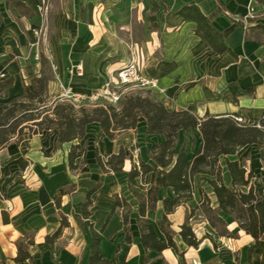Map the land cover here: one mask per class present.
<instances>
[{
    "label": "crops",
    "instance_id": "1",
    "mask_svg": "<svg viewBox=\"0 0 264 264\" xmlns=\"http://www.w3.org/2000/svg\"><path fill=\"white\" fill-rule=\"evenodd\" d=\"M23 1L33 17H20L6 0H0V79L14 77L7 98L1 101L21 96L24 84L40 75L42 54L50 61L53 74L48 85L51 101L67 99L64 93L69 91L77 106L89 108L93 102L87 98L101 91L135 57L139 72L157 80L158 87L146 91L166 108L189 110L198 117L241 118L249 125L264 120V43L259 42L264 35L259 29L250 30L257 22L264 24V0H49L47 25L40 1ZM152 1L160 5L155 12L156 29L149 27ZM185 4L199 7L231 51L217 52L195 32L196 22H185L176 14ZM252 15L256 18L247 19ZM163 140L162 134L147 132L142 116L135 128L116 132L113 138L102 135L97 121L86 124L81 139L62 144L56 129L34 133L25 127L13 136L0 147V264H19L15 261L17 243L29 233L34 239L28 248L34 264H87L92 230L101 228L102 255L118 262L124 257L126 264H264V236L249 259L255 239L223 212L228 229L237 236L219 235L196 209L191 224L201 241L198 246L183 241L178 232L187 210L199 204V186L211 205L218 206L206 180L195 183L193 199L168 215L178 251L172 247L145 249L137 221L139 198L133 189L146 195L150 186L160 184L162 173L149 171L131 185L128 172L139 160L154 167L148 149ZM72 144L84 149L76 160L81 162L77 169L69 165ZM202 145L200 129L192 127L179 132L175 151L185 146L193 159ZM121 147L127 155L123 171H103L97 154L118 153ZM229 157L253 171L255 186H264V144L246 145ZM222 179L231 184L226 165ZM89 193L91 215L80 222L77 218ZM116 196L130 207L126 225L122 209H114ZM166 196L175 194L171 188L161 187L155 208L146 211L156 229ZM62 217L68 223L48 243L46 237L61 227Z\"/></svg>",
    "mask_w": 264,
    "mask_h": 264
},
{
    "label": "trees",
    "instance_id": "2",
    "mask_svg": "<svg viewBox=\"0 0 264 264\" xmlns=\"http://www.w3.org/2000/svg\"><path fill=\"white\" fill-rule=\"evenodd\" d=\"M6 1L9 9L17 11L20 17H33V11L23 0ZM151 5L148 15L151 22L149 27L156 29L158 24L155 12L160 5L155 1H152ZM176 14L185 22H196L195 32L217 52L231 51L224 43L221 32L213 27L198 6L185 4ZM255 18V15H252L247 19ZM255 28L264 35V24L257 22L255 26L250 27V30ZM259 42L264 43V40ZM41 65L40 75L32 77L30 83L24 84L21 96L6 101L0 100V147L7 144L13 136L21 134L25 127L34 133L44 129H56L59 144L72 142L75 139H81L85 135L86 124L93 121L100 124L103 136L113 138L116 132L135 128L139 117L142 116L145 118L148 133H159L164 136L162 142L155 143L148 149V154L156 165L153 167L139 160L128 172V182L131 185L136 184V177L149 171L160 170L162 173L160 184L150 186L146 195L133 189L139 198L137 221L141 232V242L145 249L161 251L172 247L178 251L175 241L176 232L171 226L172 222L168 215L179 205L193 199L195 183L200 184L201 180H206L213 188L218 206L211 205L208 195L199 186L198 190L201 194L199 204L187 210L179 235L187 245H199L201 240L196 236L191 224V218L195 215L196 209H199L219 235L237 236V233H232L228 229L226 219L220 214L223 212L233 217L239 227L255 239L248 251L250 259L254 248L259 245L264 236V186H255L253 171L247 170L237 159L229 156L246 145L264 144V120L259 125H249L231 116L217 117L207 114L204 117H198L189 110L166 108L162 100L149 91L125 94L116 104L103 100L89 108L84 105L77 106L75 102L68 99L51 101L48 85L53 79V74L50 61L42 54ZM13 82V76L0 79V98H7L8 90ZM192 127L200 129L203 145L195 150V157L189 159L185 146H182L178 152L175 148L179 132ZM83 155L84 149L80 144L71 145L69 151L71 169L79 167L81 162L76 160ZM126 158L127 155L122 147L118 153L104 156L97 154V162L103 171H123ZM223 165H226L229 170L230 185L223 182ZM161 187L171 188L175 196L164 197L163 214L156 221V229L154 224L146 218V211L155 208ZM92 203L89 193L85 196L78 221L81 222L82 218L90 217L89 206ZM116 207L122 209V217L126 225L130 212L128 202L116 196L114 209ZM110 215L111 213L108 214L107 219ZM67 223V219L62 217L61 227L53 235H48L46 241L51 243L57 238L62 226ZM102 230L103 228L99 232L92 230L87 264H126L124 257L118 262L117 258L107 259L102 255L100 250ZM127 241H131L128 234ZM33 242V235L29 233L24 240L17 243L18 254L15 257L17 263L34 264L28 250ZM179 254L183 257L182 252Z\"/></svg>",
    "mask_w": 264,
    "mask_h": 264
},
{
    "label": "built area",
    "instance_id": "3",
    "mask_svg": "<svg viewBox=\"0 0 264 264\" xmlns=\"http://www.w3.org/2000/svg\"><path fill=\"white\" fill-rule=\"evenodd\" d=\"M40 6L43 22L47 25L50 12L49 0H41ZM53 69H55L54 65ZM126 83L146 89L158 87L156 79L147 78L139 72L138 60L135 57H132L117 70L115 78L109 79L105 83L103 89L95 94H92L90 98H104L108 102L116 104L120 99V94L115 90V88ZM66 93H69V91H66ZM237 120L242 122L241 118H238ZM0 195L2 196V194Z\"/></svg>",
    "mask_w": 264,
    "mask_h": 264
},
{
    "label": "rangeland",
    "instance_id": "4",
    "mask_svg": "<svg viewBox=\"0 0 264 264\" xmlns=\"http://www.w3.org/2000/svg\"><path fill=\"white\" fill-rule=\"evenodd\" d=\"M115 90L120 94V98H121L125 94H131V93H137V92L145 93L146 88H140V87L134 86V85H132L130 83H126V84L119 85L117 88H115ZM64 94H65L64 98H67L69 100H73V102H76L74 99L70 98L71 95H72L71 93H66L65 92ZM87 99L90 100V101H92L93 102L92 103L93 105L96 104V103L102 102L103 100H104V102L107 101L104 98H98V99L87 98ZM77 104H79V103L77 102Z\"/></svg>",
    "mask_w": 264,
    "mask_h": 264
}]
</instances>
